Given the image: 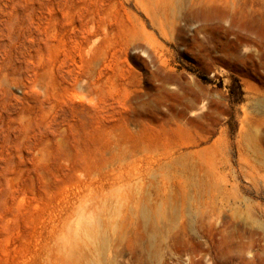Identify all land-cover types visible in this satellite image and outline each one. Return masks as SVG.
Listing matches in <instances>:
<instances>
[{"label":"rangeland","instance_id":"rangeland-1","mask_svg":"<svg viewBox=\"0 0 264 264\" xmlns=\"http://www.w3.org/2000/svg\"><path fill=\"white\" fill-rule=\"evenodd\" d=\"M0 264H264V0H0Z\"/></svg>","mask_w":264,"mask_h":264},{"label":"bare ground","instance_id":"bare-ground-1","mask_svg":"<svg viewBox=\"0 0 264 264\" xmlns=\"http://www.w3.org/2000/svg\"><path fill=\"white\" fill-rule=\"evenodd\" d=\"M242 46V45H241ZM243 47V46H242ZM261 47V46H260ZM250 48H252V47H250ZM257 54V53H256Z\"/></svg>","mask_w":264,"mask_h":264}]
</instances>
